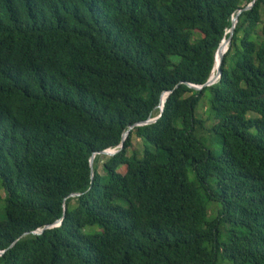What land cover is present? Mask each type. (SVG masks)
Returning <instances> with one entry per match:
<instances>
[{
  "label": "trees",
  "instance_id": "trees-1",
  "mask_svg": "<svg viewBox=\"0 0 264 264\" xmlns=\"http://www.w3.org/2000/svg\"><path fill=\"white\" fill-rule=\"evenodd\" d=\"M252 1L0 0V264H264V0L189 86Z\"/></svg>",
  "mask_w": 264,
  "mask_h": 264
},
{
  "label": "water",
  "instance_id": "water-1",
  "mask_svg": "<svg viewBox=\"0 0 264 264\" xmlns=\"http://www.w3.org/2000/svg\"><path fill=\"white\" fill-rule=\"evenodd\" d=\"M257 1L258 0H253L246 8L240 10L237 13V15L235 17H233V19H232V27L229 30V38L228 39H224L222 41V43L220 44V46H219V48H218V50L216 52V55H215V66L213 68V71L211 73L210 78L208 79L207 83L204 84V85H202V86L189 85L192 89H194V90H196L198 92H202L205 88L213 86L221 78V76H222V64H223V61H224V57H225L226 53L228 52V50L230 48V45H231L233 36L235 34V29H236L237 24H238V21H239V16L244 11L251 10L255 6V4H256ZM216 66H217V73H216V75H214V70H215V67ZM169 94H170V92H167V93H163L162 96H161L160 105L158 106V109H159L160 114L157 117L153 118V119H149L146 122H142V123L137 124V126H144V125H148V124L157 122L158 119L161 118L162 113L164 112V106H165V103L167 101V98H168ZM132 129H133V127H131L129 129V131H127L124 134L122 143L120 144V147H119L120 150L124 149L125 141L128 139V137L130 135V131ZM118 152H119V150H108V151H104V152L99 153V154L106 155V156H115ZM96 155L97 154H94L92 156V158H91V167L92 168H93V165H94V160H95ZM77 196H80V195L79 194H72L71 195V197H77ZM62 221H63V219L57 221L53 226H60L61 223H62ZM51 227L52 226H46L42 230H38L36 232H33V234H35V235H41V234L44 233V231L46 229H49ZM26 235H28V234H25L24 236H26ZM4 253H5V251H0V256H2Z\"/></svg>",
  "mask_w": 264,
  "mask_h": 264
},
{
  "label": "rangeland",
  "instance_id": "rangeland-1",
  "mask_svg": "<svg viewBox=\"0 0 264 264\" xmlns=\"http://www.w3.org/2000/svg\"><path fill=\"white\" fill-rule=\"evenodd\" d=\"M197 115L199 118L204 120L205 123H204L203 129L199 128L196 131V134H195L196 138L199 139L201 142H203V144L206 145L210 150H212L216 155L220 154L222 145L220 141L217 139V137L213 136L212 133L210 132V129L213 125V116L210 110V93L209 92H207L204 95L197 109ZM133 142H134V148L139 149V146H140L139 140L134 139ZM189 178L191 180L194 179L191 168H189ZM0 195L4 196L1 189H0ZM219 209H220V205L218 207L216 203H212L209 209V217L215 218L218 214ZM5 218L6 217H5V212H4V203L0 202V222L5 220ZM98 231H100V229L98 226H96L93 228H87L85 233L90 234L92 232H98Z\"/></svg>",
  "mask_w": 264,
  "mask_h": 264
},
{
  "label": "bare ground",
  "instance_id": "bare-ground-1",
  "mask_svg": "<svg viewBox=\"0 0 264 264\" xmlns=\"http://www.w3.org/2000/svg\"><path fill=\"white\" fill-rule=\"evenodd\" d=\"M216 70H217V66H216V69H215V73H216ZM215 73H214V75H216Z\"/></svg>",
  "mask_w": 264,
  "mask_h": 264
}]
</instances>
